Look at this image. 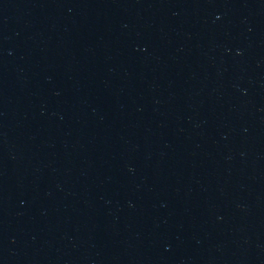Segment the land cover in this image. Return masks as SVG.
I'll return each instance as SVG.
<instances>
[{
	"label": "water",
	"instance_id": "water-1",
	"mask_svg": "<svg viewBox=\"0 0 264 264\" xmlns=\"http://www.w3.org/2000/svg\"><path fill=\"white\" fill-rule=\"evenodd\" d=\"M0 264H264V0H0Z\"/></svg>",
	"mask_w": 264,
	"mask_h": 264
}]
</instances>
